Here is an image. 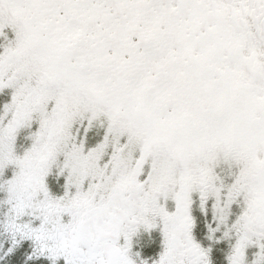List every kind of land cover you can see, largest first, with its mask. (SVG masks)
I'll return each mask as SVG.
<instances>
[{"label": "snow or ice", "instance_id": "1", "mask_svg": "<svg viewBox=\"0 0 264 264\" xmlns=\"http://www.w3.org/2000/svg\"><path fill=\"white\" fill-rule=\"evenodd\" d=\"M0 264H264V0H0Z\"/></svg>", "mask_w": 264, "mask_h": 264}, {"label": "rangeland", "instance_id": "2", "mask_svg": "<svg viewBox=\"0 0 264 264\" xmlns=\"http://www.w3.org/2000/svg\"><path fill=\"white\" fill-rule=\"evenodd\" d=\"M144 239H146V237H145ZM151 250H154V249H151ZM151 250H150V251H151Z\"/></svg>", "mask_w": 264, "mask_h": 264}]
</instances>
